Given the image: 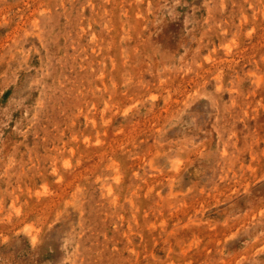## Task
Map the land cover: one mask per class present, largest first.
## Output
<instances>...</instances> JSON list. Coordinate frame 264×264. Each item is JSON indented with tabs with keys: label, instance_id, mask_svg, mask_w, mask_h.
<instances>
[{
	"label": "rangeland",
	"instance_id": "1",
	"mask_svg": "<svg viewBox=\"0 0 264 264\" xmlns=\"http://www.w3.org/2000/svg\"><path fill=\"white\" fill-rule=\"evenodd\" d=\"M0 264H264V0H0Z\"/></svg>",
	"mask_w": 264,
	"mask_h": 264
}]
</instances>
